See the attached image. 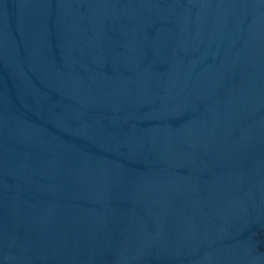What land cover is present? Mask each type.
Returning a JSON list of instances; mask_svg holds the SVG:
<instances>
[{"label": "water", "instance_id": "1", "mask_svg": "<svg viewBox=\"0 0 264 264\" xmlns=\"http://www.w3.org/2000/svg\"><path fill=\"white\" fill-rule=\"evenodd\" d=\"M0 264H264V0H0Z\"/></svg>", "mask_w": 264, "mask_h": 264}]
</instances>
